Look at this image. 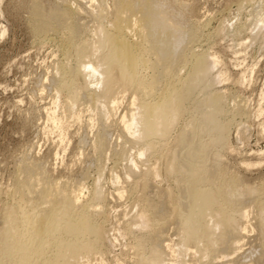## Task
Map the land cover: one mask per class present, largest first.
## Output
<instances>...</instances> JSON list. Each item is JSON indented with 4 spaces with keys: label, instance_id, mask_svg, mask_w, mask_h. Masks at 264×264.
<instances>
[{
    "label": "bare ground",
    "instance_id": "bare-ground-1",
    "mask_svg": "<svg viewBox=\"0 0 264 264\" xmlns=\"http://www.w3.org/2000/svg\"><path fill=\"white\" fill-rule=\"evenodd\" d=\"M113 2L110 13L102 5L94 9L96 13L92 10L96 20H107V25L97 21L93 33L87 30L92 40L81 39L86 29L70 8L47 6L39 0H31L26 6L35 35L61 31L66 39V62L59 66V78L52 85L57 95L65 93L69 108L85 95L97 98L88 92L90 87L103 89L98 98L112 93L115 74L135 85L144 96L133 97V109L120 121L122 133L130 140L145 143L138 158L150 151L159 152L158 146L163 148L165 172L174 185L161 193L151 190L128 225L129 232L140 233L134 240L142 251L136 264H178L167 261L168 250L186 253L190 243L195 244L196 250L212 249L215 233L227 251L238 221L246 218L247 211L242 209L246 197L255 199L262 217L258 225L262 236L260 258L264 255V186L241 189L239 179L218 163L217 148L225 144L228 131V123L221 120L224 96L210 91L219 78L210 74L219 59L193 51L199 28L185 32L187 7L174 0ZM184 66L187 71L179 77V69ZM162 75L168 77L163 80V89ZM148 96L156 97L145 101ZM187 113L190 119L173 145L161 143ZM106 144L103 136L98 142L100 156L104 155ZM127 167L135 175L136 165L130 158ZM21 169L10 195L18 207L7 206L0 220V264H69L81 252L104 246L106 231L98 220L104 207L96 190L84 200L82 180L68 185L51 178L40 164L29 162ZM148 174L158 178V167L151 168ZM140 187L142 191L153 188L145 181ZM171 219L178 236L173 247L165 246L162 240Z\"/></svg>",
    "mask_w": 264,
    "mask_h": 264
},
{
    "label": "rangeland",
    "instance_id": "rangeland-1",
    "mask_svg": "<svg viewBox=\"0 0 264 264\" xmlns=\"http://www.w3.org/2000/svg\"><path fill=\"white\" fill-rule=\"evenodd\" d=\"M30 1L0 0V220L7 206L18 207L10 195L23 164H40L57 181H66L68 185L84 181V200L96 190L103 201L104 213L98 220L106 231L104 246L81 252L69 264H136L142 251L134 240L140 233L129 232L128 225L151 190L161 193L174 185L165 172L164 149L158 146L159 152L150 151L138 158L145 143L130 140L122 133L120 121L133 109V97L144 96L135 85L114 73L112 93L98 98L103 89L90 87L88 92L97 98L85 95L88 97L69 108L65 93L57 95L52 85L59 78V66L66 62V39L61 31L44 36L33 33L26 6ZM39 1L75 12L80 25L89 33L83 32V40L91 38L90 32L95 31L99 22L107 25L106 19L96 20L94 9L102 5L110 13L114 4L113 0ZM174 1L187 7L185 32L199 28L193 51L219 59L210 74L220 79L210 91L224 96L221 120L228 123V131L225 144L217 148L218 163L239 179L241 189L264 186V0ZM186 71L187 66L181 67L179 77ZM167 78L160 82L161 89ZM189 119V113L178 119L161 143L171 147ZM103 136L107 144L100 156L98 142ZM205 138L202 139L206 141ZM128 158L136 165L135 175L128 171ZM154 166L158 167V178L148 174ZM143 181L153 188L142 191ZM165 203L169 209L167 200ZM242 209L247 211L246 218L239 220L233 230L230 249L223 250L224 241L215 233L212 249L196 250L195 244L190 243L186 253L168 250L167 261L264 264V255L258 258L262 246L258 225L262 217L258 215L255 199L244 198ZM173 222L171 219L165 226L162 237L165 246L178 243Z\"/></svg>",
    "mask_w": 264,
    "mask_h": 264
}]
</instances>
